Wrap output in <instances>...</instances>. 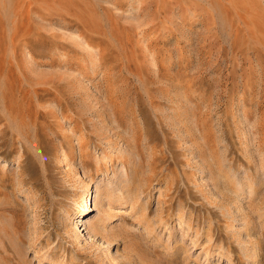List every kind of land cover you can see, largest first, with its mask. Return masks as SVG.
Wrapping results in <instances>:
<instances>
[{
    "label": "rangeland",
    "instance_id": "1",
    "mask_svg": "<svg viewBox=\"0 0 264 264\" xmlns=\"http://www.w3.org/2000/svg\"><path fill=\"white\" fill-rule=\"evenodd\" d=\"M0 264H264V0H0Z\"/></svg>",
    "mask_w": 264,
    "mask_h": 264
},
{
    "label": "bare ground",
    "instance_id": "2",
    "mask_svg": "<svg viewBox=\"0 0 264 264\" xmlns=\"http://www.w3.org/2000/svg\"><path fill=\"white\" fill-rule=\"evenodd\" d=\"M84 212L88 211V205L85 206V208L83 209Z\"/></svg>",
    "mask_w": 264,
    "mask_h": 264
}]
</instances>
